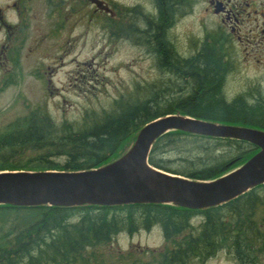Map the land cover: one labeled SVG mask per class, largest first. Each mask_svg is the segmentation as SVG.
Instances as JSON below:
<instances>
[{"label":"trees","instance_id":"16d2710c","mask_svg":"<svg viewBox=\"0 0 264 264\" xmlns=\"http://www.w3.org/2000/svg\"><path fill=\"white\" fill-rule=\"evenodd\" d=\"M154 1L158 15L136 8L124 11L123 17L136 15L138 25L109 17L107 21L121 31L115 34H125L152 55L161 77L145 85L136 83L109 109L89 111L84 124H57L41 108L16 119L8 132L0 134V171H77L104 166L129 150L146 123L167 114L264 130V89L254 85L229 98L223 56L218 53L222 49L213 47L185 58L168 40L167 25L185 0ZM259 150L243 140L170 130L154 142L149 163L191 179L213 180ZM171 157L179 159L178 166L166 159ZM263 213L264 184L227 203L199 210L158 203L70 207L0 204V264L113 263V259L109 261L113 255L99 254L101 247L121 233L132 235L157 226L166 244L161 249L144 250L145 257L205 260L224 243L236 252L235 243L251 242L252 230L263 225ZM132 257L133 252L117 255L121 261Z\"/></svg>","mask_w":264,"mask_h":264},{"label":"rangeland","instance_id":"374dc122","mask_svg":"<svg viewBox=\"0 0 264 264\" xmlns=\"http://www.w3.org/2000/svg\"><path fill=\"white\" fill-rule=\"evenodd\" d=\"M151 1L32 2L24 47L14 59L15 72L0 82V134L8 132L16 119L37 108L48 112L57 124L65 121L84 124L89 111L109 109L115 99L130 92L136 83L157 81L161 73L152 55L125 34H115L121 31L107 21L109 17L138 25L137 16L123 17L124 11L136 8L144 14L151 13ZM201 13L200 6L195 5L171 28L170 38L181 53L190 54L199 39ZM230 54L227 96L232 98L254 85L264 89L263 47L252 46L245 40L235 41ZM166 159L179 165L176 157ZM165 244L164 234L157 226L132 235L121 233L112 243L101 247L99 254L113 255L109 261L114 262L120 261L117 255L128 252H133L129 259L132 261L142 255L143 259H151L142 252L161 249ZM224 258V255L212 258L208 264H230L218 261Z\"/></svg>","mask_w":264,"mask_h":264},{"label":"water","instance_id":"95a60500","mask_svg":"<svg viewBox=\"0 0 264 264\" xmlns=\"http://www.w3.org/2000/svg\"><path fill=\"white\" fill-rule=\"evenodd\" d=\"M170 130L243 140L260 150L216 179H191L149 163L154 142ZM261 184H264V130L167 114L146 123L129 150L104 166L77 171H0V204L70 207L158 203L199 210L227 203Z\"/></svg>","mask_w":264,"mask_h":264},{"label":"flooded vegetation","instance_id":"af4514ba","mask_svg":"<svg viewBox=\"0 0 264 264\" xmlns=\"http://www.w3.org/2000/svg\"><path fill=\"white\" fill-rule=\"evenodd\" d=\"M34 1L36 0H0V82L6 76L15 72L14 59L19 57L20 51L23 50L24 37L30 24V7ZM49 1L51 4H56V0H47V2ZM151 3L154 15H158L155 1L152 0ZM195 5L200 6L201 14H203V22H200L201 34L196 44L192 45L190 54H184L178 50L175 42L171 40L170 30L174 27L177 19L181 15L188 14ZM167 26L168 40L182 57L187 58L213 47L219 50L222 49L218 53L223 56L225 87L232 62L230 53L235 41L242 42L245 40L251 43L252 46L263 47L264 49V0H185L178 6ZM250 235L251 242L246 244L237 242L233 245L238 252H233L231 246L224 243V247H221L214 256L205 260L136 259L134 261L120 260L121 262H114V260L113 263L208 264L212 258L216 259L224 255L226 258L218 261L230 264H264V213L263 225L254 228ZM239 246L240 250H238Z\"/></svg>","mask_w":264,"mask_h":264},{"label":"bare ground","instance_id":"6f19581e","mask_svg":"<svg viewBox=\"0 0 264 264\" xmlns=\"http://www.w3.org/2000/svg\"><path fill=\"white\" fill-rule=\"evenodd\" d=\"M182 207V206H181ZM186 208V207H185ZM188 209H190V208H188Z\"/></svg>","mask_w":264,"mask_h":264}]
</instances>
